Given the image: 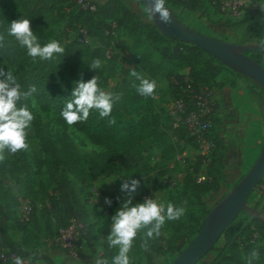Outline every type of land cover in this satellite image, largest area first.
I'll list each match as a JSON object with an SVG mask.
<instances>
[{
  "label": "rangeland",
  "instance_id": "1",
  "mask_svg": "<svg viewBox=\"0 0 264 264\" xmlns=\"http://www.w3.org/2000/svg\"><path fill=\"white\" fill-rule=\"evenodd\" d=\"M202 1L197 9L189 13L176 8V13L188 27L232 43L257 44L259 39L264 38V18L263 20L229 19L220 14L209 0ZM261 1L264 6V0ZM6 2L15 13H20L17 0H6ZM31 2L44 8L45 22L55 31L62 47L72 40L81 39L93 45L101 43V37L93 35L89 29L90 32L87 30L88 35L84 37L83 26L76 30L66 28L62 15L64 6L69 3L68 0H31ZM122 2L129 10L136 12L141 20L145 22L149 20L148 14L144 13L141 0H122ZM105 37H103L104 41H106ZM136 44L139 49L141 48L140 50L150 48V41L147 38H132L123 29H118L115 35L111 36L109 49L117 52L116 72L111 75L112 73L105 68L104 62L98 69L101 75L108 79L106 92H112L123 82L124 74L122 75L121 67L128 66L126 58H131L138 50ZM3 65L5 71H11L19 83L17 70L13 64L5 60ZM76 65L82 74L91 71L89 67L91 63L85 58L77 59ZM219 80L222 86L215 93L216 121L211 136L217 137L222 144L220 154L224 157L226 167L220 175L217 188L200 197L191 192L189 184L204 181L212 166L207 164V159L205 163L200 162L199 147L180 143V148L187 152V158L180 161L163 160L156 147L144 142V151L132 156L131 166L127 170H121L115 175L100 176L95 181H75L76 201L74 208L68 210L60 191L47 179L42 138L58 146L60 139L66 136L77 151L83 154L99 153L104 148L93 143L75 125L68 126L62 119L59 107L52 96L45 97L36 91L23 104L19 102L17 107L28 105L34 120L26 137L28 149L15 154L6 151L4 159L0 160V252L1 248L7 253L10 252L9 244H11L37 256L39 260H42V257H49L54 261L53 257L58 254L69 258L70 264H73L72 261H76L75 264H95L97 259L112 264L113 257L118 254V248L110 247L107 236L110 234L112 217L127 199L126 193L120 191L121 184L128 179L139 180L141 184L150 183L147 164H151L153 170L157 171V176L151 180L152 193L165 206L172 203L176 207H185L186 212L178 220L166 219L158 237L149 239L146 237L148 229H140L128 256L130 264H166L177 250L191 241L190 227H194L197 222L201 223L205 211L211 209L231 189L234 182L247 172L264 142V101L260 103L255 99L253 91L257 89L254 88L253 82L244 76L230 73L221 75ZM157 85L159 107L168 81L159 75ZM21 90L25 91L22 87ZM131 118L132 116H123L124 120ZM194 166L197 167L195 177L187 181V174ZM106 198L111 200L110 206L105 204ZM136 204V199L132 196L130 206ZM247 204L254 207L264 218V195L259 196L257 192H253ZM75 215L78 217H74V221L79 220L86 225V228L79 230L75 235L71 248L64 249L56 242V238L69 225L68 219ZM246 219L247 211L240 212L231 223L233 229L242 222L246 223ZM67 222L68 225L64 227ZM177 228L179 239L173 242L172 237ZM145 240L147 248L142 247ZM223 242L222 234L215 244L216 249L208 252L204 261L215 258ZM228 256L230 260L225 264H235L233 260L235 256L230 254ZM9 261L11 260L3 263L13 264ZM261 264H264V260Z\"/></svg>",
  "mask_w": 264,
  "mask_h": 264
},
{
  "label": "trees",
  "instance_id": "2",
  "mask_svg": "<svg viewBox=\"0 0 264 264\" xmlns=\"http://www.w3.org/2000/svg\"><path fill=\"white\" fill-rule=\"evenodd\" d=\"M68 1L62 15L66 28L76 30L83 26L86 30L89 29L93 35L100 36L101 43L93 45L72 40L63 47L65 49L63 56H57L51 61H40L39 59L33 61L27 55L26 49L21 47L14 37L7 35V30L12 21L22 18L29 19L31 30L37 35L42 46L51 40L58 41L55 31L45 22L44 8L31 0H17L20 10V13L17 14L9 7L6 0H0V34L5 36L3 47H0V69L5 71L3 65L5 60L12 63L17 70L21 87L27 91L31 86H35L36 91H39L43 96H52L59 107V113L64 109L66 102L71 99L76 82L81 80L87 82L93 76H97L99 87L104 91L107 87L108 79L102 76L98 69L80 73L76 65L77 59L85 58L90 63L94 59H99L104 62L105 68L112 73L111 75L116 72L117 52L111 57H106L111 38L106 32L110 31L111 21L118 25V29L125 30L132 38L145 37L150 41L149 49L140 50L141 48L139 49L136 44L138 50L133 53L131 58H126L128 67H121L122 75L124 74L123 82L111 92L114 97L118 96L119 99L114 101L110 116L100 118L98 112L93 109L86 121L74 124L93 143L103 146L104 150L99 153L83 154L77 151L66 136L60 139L58 146L54 142L42 138L48 172L47 179L51 185L57 187L65 207L71 211L76 201L75 181H95L100 176L115 175L121 170H127L131 166L132 156L144 151V142L156 147L163 160H174L176 155L183 150L180 148V143L185 146L197 147L194 137L183 124L179 123L177 127L173 126V118L165 106L167 100L183 92L187 84H190L194 92H198L200 86H207L216 93L222 86L219 80L221 75L225 73L242 75L232 71L201 48L164 36L153 25L149 17L147 22L141 20L140 16L129 10L122 0H106L102 4L90 1L95 5V10L80 9L74 0ZM202 3V0H165V4L181 22L176 8L189 13ZM143 9L147 15L144 6ZM89 30L88 32H90ZM103 37L106 38V41ZM246 55L264 68L263 54L246 52ZM131 69H135L144 78L156 82L154 98L144 97L137 93L133 84H138L139 81L128 75ZM183 70L186 72H182ZM159 75L167 79L168 85L158 107L157 76ZM253 86L257 89V91H253L255 99L262 103L264 93L254 82ZM183 94L186 104L189 105L188 93L184 92ZM20 102L23 104L24 101ZM124 115L132 116V118L124 120ZM112 119L115 120V123H109ZM215 121L216 119H214V123ZM213 129L208 135L213 149L207 161V164L212 166V170L208 171L204 181L189 184V189L197 197L207 195L217 188L220 175L226 167L224 157L220 154L222 153V144L217 137L211 136ZM198 159L201 162L203 157L198 154ZM196 166L188 172L187 181L191 177H195ZM147 168L149 169L147 174L150 183H140V186L132 194L137 204L141 202L142 194L152 195L151 180L155 179L157 171L153 170L151 164H147ZM237 182H234L233 186ZM260 183H264V178L258 184ZM209 210L205 211L202 221ZM74 217L78 216H71L68 222L70 223ZM246 220V223L242 222L235 229L232 225L228 226L223 232L224 242L218 249L215 258L204 261L207 256L205 255L197 264L201 262L203 264H225L230 260L229 254L235 256L233 259L235 264H247V258L253 251L259 253V258L254 260L253 264H261L264 260V218L251 210L247 211ZM68 222L64 227L68 225ZM200 225L201 223L197 222L194 227H190L191 238L197 234ZM83 227L85 229L86 225ZM254 233L257 234V238L252 241ZM178 239L179 229L177 228L172 241L176 242ZM216 247L215 245L210 251L215 250ZM181 249L177 250L166 264H169ZM9 251L22 259L39 261L41 264H54L49 257H42V260H39L37 256L11 244H9ZM0 262L4 264L1 259Z\"/></svg>",
  "mask_w": 264,
  "mask_h": 264
},
{
  "label": "clouds",
  "instance_id": "3",
  "mask_svg": "<svg viewBox=\"0 0 264 264\" xmlns=\"http://www.w3.org/2000/svg\"><path fill=\"white\" fill-rule=\"evenodd\" d=\"M148 15L151 19L161 24L170 23L171 14L165 7V0H145ZM264 11V7L261 8ZM7 35L12 36L18 44L25 48L27 55L36 61H51L57 56H63L65 49L56 40L44 44L38 41L37 35L31 30L29 19L14 20L9 24ZM5 36L0 34V47H3ZM257 48L264 52V38L257 41ZM102 66L99 59H94L89 66L91 70H97ZM129 75L139 81L133 87L137 93L144 97L154 98L156 82L144 78L135 69H131ZM36 92L35 86L27 91L21 90V85L11 71L0 69V160L4 159V153L15 154L21 150H27L26 143L28 130L34 120L32 112L27 104L17 107L20 101H27ZM119 97H114L111 92H106L99 87L98 77L93 76L87 82H76L71 93V99L66 102L60 115L68 126L88 119L94 109L100 118L110 116L113 103ZM109 123H115L112 119ZM140 186V181L135 179L125 180L121 184L120 191L126 193L127 199L112 217L110 234L107 236L110 247L118 248V254L113 257L112 264H130L128 253L132 248L133 240L137 232L147 228L146 237L151 239L158 237L160 230L168 221L178 220L186 212L185 207H176L172 203L166 206L156 200L147 198L143 203L130 206L132 194ZM105 204L111 205V200L106 198ZM147 248V241L142 244ZM259 258V253L253 251L247 258V264ZM14 264H24L21 257H16ZM36 264H40L39 261ZM95 264H107V261L97 259Z\"/></svg>",
  "mask_w": 264,
  "mask_h": 264
},
{
  "label": "water",
  "instance_id": "4",
  "mask_svg": "<svg viewBox=\"0 0 264 264\" xmlns=\"http://www.w3.org/2000/svg\"><path fill=\"white\" fill-rule=\"evenodd\" d=\"M141 1L147 11L145 0ZM165 7L171 14L170 23L161 24L149 17L159 32L168 38L201 48L232 71L257 84L264 93V68L246 55V52H258L264 55V52L257 48L256 43H232L202 34L182 23L166 4ZM263 178L264 142L247 172L207 212L197 234L169 264H197L214 247L225 229L240 212L252 210L258 214L256 209L247 204V200Z\"/></svg>",
  "mask_w": 264,
  "mask_h": 264
},
{
  "label": "built area",
  "instance_id": "5",
  "mask_svg": "<svg viewBox=\"0 0 264 264\" xmlns=\"http://www.w3.org/2000/svg\"><path fill=\"white\" fill-rule=\"evenodd\" d=\"M80 9L95 10V5L88 0H74ZM217 9V11L224 17L229 19L242 20L245 18H252L254 20H263L264 11L261 10L263 3L261 0H209ZM118 30V25L111 21L110 31L106 34L110 36L115 35ZM84 37L88 35L86 29H82ZM81 42L85 40L81 39ZM87 43V42H86ZM114 50L108 49L106 51V57H111L115 55ZM128 65V64H127ZM128 67V66H127ZM186 80V79H185ZM187 81V80H186ZM184 92L188 93L190 104H186L184 98ZM168 113L173 118V126L177 127L179 123L183 124L185 128L189 131L191 136L194 137L197 147H199V155L203 157V163L205 160H209L211 155L213 144L208 138L211 130L214 127V119H216V100L215 93L213 90L209 89L207 86H200L198 92H194L190 84L186 87L176 97H171L167 100L165 104ZM191 106V107H190ZM187 155L186 150L178 153L175 157L176 160H184ZM174 159V160H175ZM254 192H257L259 196L264 195V183H260L256 186ZM151 198L156 200L158 203H162L159 198L152 193V195L144 193L141 195L140 199L143 203L145 199ZM84 229L83 224L78 220H70L69 225L62 230L61 235L56 238V242L64 249H69L72 246L73 241L79 232ZM74 233V234H72ZM257 238V234H253V240ZM2 261L11 260L9 262L14 264L16 255L12 252L9 254L6 251L0 253ZM24 264H36V262L23 259Z\"/></svg>",
  "mask_w": 264,
  "mask_h": 264
},
{
  "label": "crops",
  "instance_id": "6",
  "mask_svg": "<svg viewBox=\"0 0 264 264\" xmlns=\"http://www.w3.org/2000/svg\"><path fill=\"white\" fill-rule=\"evenodd\" d=\"M88 1H91V2H95V3H98V4H102L103 2H105L106 0H88ZM220 90V89H219ZM218 90V91H219ZM53 259H55L54 261H53V263L55 264H60V263H63V264H70V262L69 261H71V260H68L69 258H64V257H62V256H60V255H58V254H55V257H53ZM72 263L73 264H75L76 263V261L74 262V261H72ZM80 264V263H79Z\"/></svg>",
  "mask_w": 264,
  "mask_h": 264
}]
</instances>
